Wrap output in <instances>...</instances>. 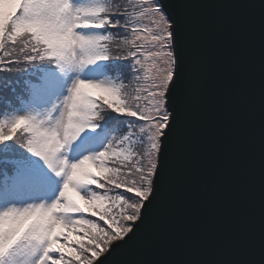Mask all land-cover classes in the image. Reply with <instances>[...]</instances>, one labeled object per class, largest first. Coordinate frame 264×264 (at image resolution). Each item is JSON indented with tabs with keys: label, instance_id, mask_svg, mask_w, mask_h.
Segmentation results:
<instances>
[{
	"label": "snow or ice",
	"instance_id": "obj_1",
	"mask_svg": "<svg viewBox=\"0 0 264 264\" xmlns=\"http://www.w3.org/2000/svg\"><path fill=\"white\" fill-rule=\"evenodd\" d=\"M213 10L250 34L231 81ZM0 264H264V0H0Z\"/></svg>",
	"mask_w": 264,
	"mask_h": 264
},
{
	"label": "water",
	"instance_id": "obj_2",
	"mask_svg": "<svg viewBox=\"0 0 264 264\" xmlns=\"http://www.w3.org/2000/svg\"><path fill=\"white\" fill-rule=\"evenodd\" d=\"M242 18L248 24L254 23L253 17L249 14H243ZM240 20V16H232L218 10H213L208 14V40L213 80H234L236 78L235 65L239 63L242 66L251 56L250 34L243 31L227 30L229 25L238 23ZM222 28L225 30L222 31ZM207 119L211 123L213 118L209 115ZM215 131L217 137L222 140L220 152L218 153L219 159L231 149V143L227 128L223 124L216 123ZM245 211L246 207L239 197L230 192H224L217 199L211 186H208V192L204 193L203 203L196 209L193 223L205 224L214 221L215 227L218 230H223ZM185 244L190 246L188 242H185ZM207 248L208 241L201 239L195 250L203 251ZM143 250V245L137 246L120 254L117 259H136L142 254Z\"/></svg>",
	"mask_w": 264,
	"mask_h": 264
}]
</instances>
